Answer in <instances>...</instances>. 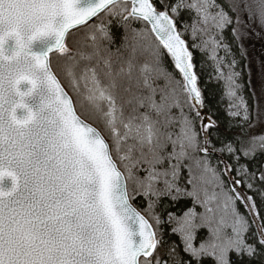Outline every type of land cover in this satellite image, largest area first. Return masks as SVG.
<instances>
[{
  "label": "snow or ice",
  "instance_id": "obj_1",
  "mask_svg": "<svg viewBox=\"0 0 264 264\" xmlns=\"http://www.w3.org/2000/svg\"><path fill=\"white\" fill-rule=\"evenodd\" d=\"M261 32L264 0H0V264H264Z\"/></svg>",
  "mask_w": 264,
  "mask_h": 264
},
{
  "label": "rangeland",
  "instance_id": "obj_2",
  "mask_svg": "<svg viewBox=\"0 0 264 264\" xmlns=\"http://www.w3.org/2000/svg\"><path fill=\"white\" fill-rule=\"evenodd\" d=\"M259 31V28H257ZM244 46L247 50V55L249 62L252 65L253 72L249 73V78H251V83L258 86L259 82V68L261 61H264V32L260 35H249L243 41Z\"/></svg>",
  "mask_w": 264,
  "mask_h": 264
},
{
  "label": "trees",
  "instance_id": "obj_3",
  "mask_svg": "<svg viewBox=\"0 0 264 264\" xmlns=\"http://www.w3.org/2000/svg\"><path fill=\"white\" fill-rule=\"evenodd\" d=\"M93 22H95V21H93ZM80 34H83V33L81 32ZM118 43H117V45H114L113 47L118 46ZM221 55H223V53H221ZM52 58H53V61L55 62V55H53ZM197 58L199 59V54H197ZM237 58L240 59L239 56ZM248 62H249V58L247 55V59H240V69H238V70L243 69V76H242L240 82L245 84V90H244L245 95H248V93H249V81H250L249 71H248V69L244 68V65L247 64ZM208 71L211 72V67L208 68ZM223 91H224L223 81H220L219 83L214 84V97H213L212 102H213L214 107L220 109L221 115L224 114V109L227 107V104H228L227 98H224L221 103H217V101L221 100V96L223 94ZM206 95H207V93H206ZM206 264H211V262L206 261Z\"/></svg>",
  "mask_w": 264,
  "mask_h": 264
}]
</instances>
